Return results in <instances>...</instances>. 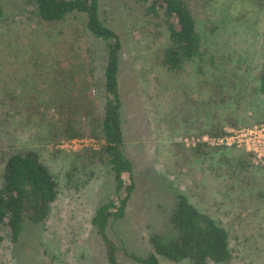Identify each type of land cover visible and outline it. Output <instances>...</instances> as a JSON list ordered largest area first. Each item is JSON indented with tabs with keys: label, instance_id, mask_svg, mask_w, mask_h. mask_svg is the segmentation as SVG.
Here are the masks:
<instances>
[{
	"label": "rangeland",
	"instance_id": "rangeland-1",
	"mask_svg": "<svg viewBox=\"0 0 264 264\" xmlns=\"http://www.w3.org/2000/svg\"><path fill=\"white\" fill-rule=\"evenodd\" d=\"M97 2L99 18L121 44V150L131 163V178L122 175L123 189L117 193L105 161L81 164L76 154L99 151L102 139L90 137L101 143L96 151L65 152L58 144L69 139L44 144L46 139L36 134L40 122H46L36 114L49 120L62 105L52 102L60 93L55 75L48 73L53 59H40L51 47L60 55L63 69L73 62L79 65V75L69 87L74 99L81 98L78 104L99 111L104 103L105 46L87 31L86 15L76 12L64 23L48 24L37 21L29 0H0V110L6 109L0 114V155L38 141L30 148L40 154L59 185V197L44 223L26 222L14 242L0 229V264H108L102 235L91 219L109 202L111 212H116L130 184L122 215L110 217L105 229L118 264H139L130 255L148 256L150 235H173L168 215L179 194L228 229L230 264H264V163L234 148L212 147L207 155L196 156L197 146L182 142L188 137L183 133L195 136L194 128L206 119L227 123L222 130L234 127L229 120H237L238 126L264 120V99L256 92L264 64V10L253 0H203L196 20L213 64L201 74L192 67L173 73L160 62L168 43L162 25L142 16L133 0ZM52 40H57L54 46ZM234 82H240L242 97L236 96ZM210 99L220 104L210 106ZM209 110L213 115L207 113L204 120ZM239 159L246 165L240 175L234 168ZM242 176L250 186L240 184ZM250 189L251 195L246 193Z\"/></svg>",
	"mask_w": 264,
	"mask_h": 264
},
{
	"label": "trees",
	"instance_id": "trees-1",
	"mask_svg": "<svg viewBox=\"0 0 264 264\" xmlns=\"http://www.w3.org/2000/svg\"><path fill=\"white\" fill-rule=\"evenodd\" d=\"M253 1L264 10V0ZM29 2L38 22L60 24L64 23L71 14L76 12L85 14L87 31L105 46V64L102 72L104 103L99 111L83 107L78 104L81 98H73L69 87L71 84L74 85L73 78L79 75V65L73 62L69 69L61 67L60 55L51 47L57 40H52L51 45L48 46L52 51L48 49L49 51L40 54V59L45 57L46 59L43 60L46 62L53 59L54 63L48 73L55 75L53 79L54 83L60 86V98L52 99V102L60 101L62 105L58 109L55 108L49 120H45L40 112L36 114L42 118V121H46L40 122L36 134L46 139L44 144H54L61 139L70 140L84 136L104 140V145L99 151H82L76 156L80 158L81 164L83 162L92 164V161L97 160L105 161L114 176L115 190L119 193L124 184L122 175L127 174L131 178L132 173L131 163L121 150L120 101L117 92L120 41L99 18L97 0H29ZM133 3L141 8L142 16L151 18L156 21V25H162L164 28L168 43L160 62L166 71L181 73L186 68L192 67L201 74L204 73L207 65L213 64V55L209 54L203 44V37L196 20L197 9L203 6V0H133ZM65 80L66 82L60 85ZM232 85L237 89L236 96L242 97L244 90L240 82H234ZM256 92L264 99V64L257 76ZM78 93L83 92L79 89ZM7 96L4 95L2 101ZM208 103H212L208 105L214 107L220 104L214 99H210ZM221 104L224 108L226 101L222 99ZM5 110H0V114L4 115ZM46 113L47 111L43 114ZM207 113L213 115L211 110L203 113L204 120ZM227 122L230 126H238L237 120ZM225 124L227 123H215L214 120L206 119L204 125L194 128L195 136L221 135ZM189 133L183 135L189 136L191 135ZM29 143V147L23 150H12L6 155H0V229L13 242L17 240L26 222L35 225L44 223L59 197L57 180L42 161L40 154L30 148L38 141L30 140ZM210 148L206 144H199L193 153L196 156H204L212 151ZM249 155L252 157L251 154ZM84 157L88 160H83ZM247 163L251 164L249 161ZM234 166L236 170H240L239 175L246 169L241 159L236 160ZM244 182L250 186L246 176L241 177L240 184L243 185ZM250 190L246 192L249 195L252 193V189ZM124 192L125 196L118 200V206L115 207L116 212H111L113 203L109 202L97 208L91 219V223L102 235L108 264L118 263L115 247L106 238L105 229L110 217L116 218L122 215L132 192V184L124 187ZM168 220L173 235L166 239L158 234L150 235L148 241L152 252L146 257L130 255L133 260L139 264H161L159 258L172 264H230L233 260L228 229L211 215L198 209L184 194L176 197L170 208Z\"/></svg>",
	"mask_w": 264,
	"mask_h": 264
},
{
	"label": "built area",
	"instance_id": "built-area-1",
	"mask_svg": "<svg viewBox=\"0 0 264 264\" xmlns=\"http://www.w3.org/2000/svg\"><path fill=\"white\" fill-rule=\"evenodd\" d=\"M187 147H195L206 144L209 147L242 149L251 154L255 163H264V122L229 127L218 136L201 135L188 136L182 139ZM101 143L95 139L80 137L68 141H62L58 148L65 152H77L82 149L98 150Z\"/></svg>",
	"mask_w": 264,
	"mask_h": 264
}]
</instances>
